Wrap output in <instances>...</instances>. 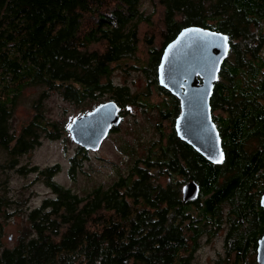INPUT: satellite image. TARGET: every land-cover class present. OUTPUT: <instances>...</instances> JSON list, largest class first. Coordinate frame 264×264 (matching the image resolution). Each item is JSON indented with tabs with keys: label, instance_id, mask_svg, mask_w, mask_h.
I'll return each instance as SVG.
<instances>
[{
	"label": "trees",
	"instance_id": "trees-1",
	"mask_svg": "<svg viewBox=\"0 0 264 264\" xmlns=\"http://www.w3.org/2000/svg\"><path fill=\"white\" fill-rule=\"evenodd\" d=\"M142 2L0 0V150L8 156L0 171L12 168L42 135L56 139L63 132L45 117L41 102L49 92L74 104L99 102L107 95L121 108L157 110L171 124L167 133L158 130L160 137L142 157L128 148L134 158L125 174L84 195L55 179L59 164L17 167L21 174L33 173L49 194L37 207L25 209L27 200L7 198L0 183L3 222L16 214L21 218L11 245L4 241L0 220V264H197L202 241L219 236L223 251L210 264H257L253 256L264 232L259 204L264 192V0H148L149 13ZM141 25L150 32L144 37L148 56L145 64L136 61L131 68L145 74L147 92L133 95L128 86L115 84L112 74L138 50ZM188 26L228 37V55L210 98L225 155L220 164L177 138L173 124L179 101L157 82L164 47ZM27 87L42 91L33 101L30 121L17 131L13 113ZM152 91L161 98L157 104L149 102ZM86 153L77 146L69 159L70 179ZM189 182L196 195L184 201L182 188Z\"/></svg>",
	"mask_w": 264,
	"mask_h": 264
},
{
	"label": "rangeland",
	"instance_id": "rangeland-1",
	"mask_svg": "<svg viewBox=\"0 0 264 264\" xmlns=\"http://www.w3.org/2000/svg\"><path fill=\"white\" fill-rule=\"evenodd\" d=\"M142 10L149 13L152 9L148 0H143ZM161 10L158 9L157 14L153 17L154 25L157 26L161 19ZM148 28L141 25L139 28L138 50L135 55L131 57L126 64L120 63L115 67L112 74V81L115 84L126 85L131 94H145L147 92V79L144 73L138 69L131 68L133 63L137 65L145 64L147 59V43L144 37L147 34ZM160 38L154 39V46L160 47ZM137 61V62H136ZM41 88L27 87L23 90L21 97L13 113L12 124L19 131L23 124L30 121L33 115V101L37 98ZM102 103L107 102L109 97L107 95L101 96ZM161 98L156 95L154 91L149 96L151 104H157ZM101 101H89L82 104H74L60 97L55 92H49L47 97L42 100L41 104L45 111L46 119L57 122L62 128L61 135L56 139H50L45 135L40 137L38 144L27 150L24 154L17 158V163L6 171H0V183L6 185L7 191L4 193L9 199L19 200L26 199L22 206L25 209L37 207L43 197L49 194L46 185L40 180L33 179V173L26 171L21 174L17 172V167L23 165L25 167H32L37 165L39 167L59 164L60 172L55 179L63 186L71 189L79 195H84L91 189L97 186L107 187L117 178L118 174H125L131 165L133 158L128 153V148L134 152L135 157H142L146 148L152 141L157 142L160 134L159 129L167 133L168 127L171 124L167 120H161L157 110H148L145 106L130 105L123 107L120 111L121 122L116 127L117 131L110 132L106 139L100 144L96 151H87L86 159L82 161L81 169L76 171L75 179H70L68 175L69 159L76 153V144L70 138L67 128L75 117H79L93 110L96 106L101 104ZM159 124V126H158ZM127 146V149H126ZM135 148L132 149V148ZM124 150V151H123ZM7 154L0 150V164L5 163ZM14 210H9L13 213ZM0 220L4 225V241L7 245H11L17 236L21 218L18 214L7 217L5 223L3 218ZM222 237H216L211 241L204 239L200 249L195 254V262L197 264H210L219 253H222ZM256 262V254L253 256Z\"/></svg>",
	"mask_w": 264,
	"mask_h": 264
},
{
	"label": "water",
	"instance_id": "water-1",
	"mask_svg": "<svg viewBox=\"0 0 264 264\" xmlns=\"http://www.w3.org/2000/svg\"><path fill=\"white\" fill-rule=\"evenodd\" d=\"M225 36L200 26L184 27L164 47L157 68L158 85L180 104V113L174 120L177 138L212 164H220L225 156L210 105L222 61L229 51ZM119 111L114 101L102 103L73 118L67 132L77 146L96 151L111 129L120 124ZM187 185H192L196 194L194 183ZM259 204L264 207V192ZM256 263L264 264V232L257 240Z\"/></svg>",
	"mask_w": 264,
	"mask_h": 264
},
{
	"label": "flooded vegetation",
	"instance_id": "flooded-vegetation-1",
	"mask_svg": "<svg viewBox=\"0 0 264 264\" xmlns=\"http://www.w3.org/2000/svg\"><path fill=\"white\" fill-rule=\"evenodd\" d=\"M108 101H113V100H108ZM107 101V102H108ZM115 102V101H114ZM105 103V102H104ZM116 103V102H115ZM102 104V103H101ZM100 105V104H99ZM119 106V105H118ZM119 108H120V111H122V108L119 106ZM120 111H119V116L121 117V115H120ZM179 113H180V111H179ZM173 129H174V124H173ZM112 130V129H111ZM111 132V131H110ZM110 134V133H109ZM108 134V135H109ZM188 185L187 184H185L184 186H183V188H182V197H183V200L184 201H186V200H191V199H194V197H195V189H194V187L191 185L190 187H187ZM184 197H185V199H184Z\"/></svg>",
	"mask_w": 264,
	"mask_h": 264
},
{
	"label": "snow or ice",
	"instance_id": "snow-or-ice-1",
	"mask_svg": "<svg viewBox=\"0 0 264 264\" xmlns=\"http://www.w3.org/2000/svg\"><path fill=\"white\" fill-rule=\"evenodd\" d=\"M223 39H224V41H225V42H227V40H228V37H227V36H225V37H223ZM220 155H221V160H222V158H223V153H221ZM217 162H220V161H217Z\"/></svg>",
	"mask_w": 264,
	"mask_h": 264
},
{
	"label": "bare ground",
	"instance_id": "bare-ground-1",
	"mask_svg": "<svg viewBox=\"0 0 264 264\" xmlns=\"http://www.w3.org/2000/svg\"><path fill=\"white\" fill-rule=\"evenodd\" d=\"M225 59V58H224Z\"/></svg>",
	"mask_w": 264,
	"mask_h": 264
}]
</instances>
